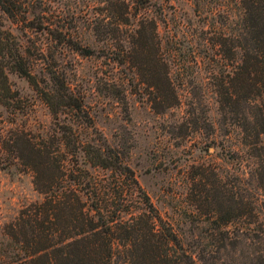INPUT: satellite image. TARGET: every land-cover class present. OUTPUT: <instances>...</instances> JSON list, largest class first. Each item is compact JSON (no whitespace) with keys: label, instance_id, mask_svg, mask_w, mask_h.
Returning a JSON list of instances; mask_svg holds the SVG:
<instances>
[{"label":"trees","instance_id":"obj_1","mask_svg":"<svg viewBox=\"0 0 264 264\" xmlns=\"http://www.w3.org/2000/svg\"><path fill=\"white\" fill-rule=\"evenodd\" d=\"M16 1L0 0V11L13 15ZM103 10L93 34L107 39L112 62L132 69L127 84L134 78L133 90L155 112L179 104L183 83L179 73L172 75L175 53L163 44L156 19L132 11L130 0H105ZM204 18L190 39L200 35L209 50L207 80L218 118L227 134L234 133V152L240 164L250 161L264 194V0H223ZM30 22L45 28L37 14ZM58 40L81 55L90 53L71 33L59 29ZM8 71L38 92L55 126L43 133L0 126V165L28 171L40 194L3 223L0 264H264L262 221L242 183L231 189L217 176L207 182L204 173H195L189 213L204 233L186 237L161 214L119 151L105 138L79 136L82 96L52 75L47 87L40 86L12 33L0 28V105L14 109L20 98ZM64 110L78 114V122L63 119ZM238 173L243 181L242 165Z\"/></svg>","mask_w":264,"mask_h":264},{"label":"rangeland","instance_id":"obj_2","mask_svg":"<svg viewBox=\"0 0 264 264\" xmlns=\"http://www.w3.org/2000/svg\"><path fill=\"white\" fill-rule=\"evenodd\" d=\"M22 1V2H21ZM223 0H130L131 10L145 13L157 22L163 44L172 54V75L179 73L181 102L162 112L153 111L133 90L132 69L112 62L106 40L93 34L105 0H19L13 15L0 11V28L9 30L23 51L38 84L47 87L52 75L59 83L82 96L79 136L106 141L133 169L140 185L161 214L186 237L203 234L195 228L191 177L199 171L207 182L214 176L227 188L239 185L251 198L264 231V194L252 177V165L234 149L236 137L227 134L218 118L216 95L207 80L212 60L201 38L190 39L205 21L204 15L218 9ZM33 14L45 28L31 26ZM59 29L71 33L90 49L81 55L59 42ZM178 65V66H177ZM12 91L20 98L14 109L0 105V126L23 127L43 133L55 119L38 92L15 71L7 72ZM177 81L176 79L174 82ZM182 81V82H181ZM114 82V83H113ZM177 83V82H175ZM189 103L194 113L189 112ZM61 112L63 119L77 123L79 115ZM244 179L238 178L239 166ZM237 188V187H236ZM40 198L31 175L16 164L0 165V243L5 242L2 225L18 208Z\"/></svg>","mask_w":264,"mask_h":264}]
</instances>
